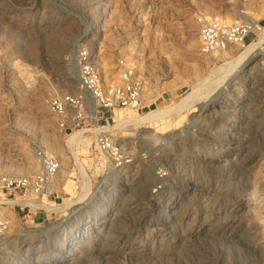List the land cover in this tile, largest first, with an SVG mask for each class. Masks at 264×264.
<instances>
[{"label":"rangeland","instance_id":"obj_1","mask_svg":"<svg viewBox=\"0 0 264 264\" xmlns=\"http://www.w3.org/2000/svg\"><path fill=\"white\" fill-rule=\"evenodd\" d=\"M238 11L255 25L247 45L258 43L264 0H0V176L37 173L41 147L61 169L34 205L68 207L8 212L0 264H264V45L243 71L211 72L225 57L199 53L196 24ZM82 49L107 84L120 81L119 60L135 67L142 107L64 134L47 101L78 95ZM202 81L200 97L218 95L203 113L194 106L114 127L180 103ZM86 130L71 149V134ZM99 134L131 163L114 167L97 148ZM62 253L70 256L61 262Z\"/></svg>","mask_w":264,"mask_h":264},{"label":"built area","instance_id":"obj_2","mask_svg":"<svg viewBox=\"0 0 264 264\" xmlns=\"http://www.w3.org/2000/svg\"><path fill=\"white\" fill-rule=\"evenodd\" d=\"M198 26L199 53L203 56H221L234 48L244 47L255 37V25L242 16L227 18L224 15H200ZM78 68V95H64L47 101L50 113L57 118V128L62 133H72L91 119L96 111L98 123L108 119L105 113L118 109L139 111L142 107V85L136 69L125 60H119L116 70L119 84H107L96 69L91 54L86 49L78 51L75 58ZM97 148L114 167L124 165L121 147L108 135L99 134ZM38 172L28 177L0 176V237L12 227L8 212L15 215L44 211L34 207L38 199L47 195L61 169L59 161L41 147L34 149Z\"/></svg>","mask_w":264,"mask_h":264},{"label":"bare ground","instance_id":"obj_3","mask_svg":"<svg viewBox=\"0 0 264 264\" xmlns=\"http://www.w3.org/2000/svg\"><path fill=\"white\" fill-rule=\"evenodd\" d=\"M224 16H226V15H224ZM237 16H242V17L245 16L246 18H248V16L245 15V13H242L241 11H238V13H237V15L235 17H237ZM235 17H232V19L235 18ZM228 18H230V17H228ZM246 20L252 21L249 18L246 19ZM258 36H259L258 39L260 38L258 40L259 41L258 43L253 42V43H250L249 45H246L244 47H239L238 52H235V53H231V51L225 53L224 54V57H225L224 58V65H222L220 67H215L211 72H218V71H220L223 68H226V70H225V71H227L226 75H228L231 72L236 71V70H238L239 72L243 71L256 58H258L260 55H262L264 46L261 47V45H264V29L262 30V32ZM256 42H257V40H256ZM128 65L132 66L131 64H128ZM136 75H137V72H136ZM119 83H120V81H116V83H114V84H119ZM204 84H205V82L202 81L198 86L193 88L190 91V93H188L185 96V98H183V100L180 103H178V104H176V105H174L172 107H166V108H163V109L159 110L158 112L148 113L147 115H144V116H136V117H133V118H130V119L129 118L128 119H121V124L118 125V126H114V127L115 128H120V127H122L123 125H126V124H131V125L134 124V125H137V126H141V125L148 124V123H151V122L163 119V118H167L168 116H170V115H172L174 113H179V112H181L184 109L188 110V109H190V108H192L194 106H197L198 109H199V112L203 113L205 111L206 107L211 102L217 101V98H218V95L213 93L215 95V96H213V94H210V92L208 93L209 94L208 95L209 98H207L208 96H201L200 97L197 93L203 90V85ZM90 117L94 120L95 123L97 122L98 117L96 115V111L95 110L92 111V113L90 114ZM95 128H100V127H97V125H96ZM98 130H102V129H98ZM98 130H93V131H94V133H96V131H98ZM89 132L90 131L86 130V131H78L77 133L71 134L70 138L68 139V143L67 142L66 143L69 144L70 148L72 149V147L75 146L76 142L78 140H80V139L85 138L84 137L85 134H88ZM99 132H97V133H99ZM129 163H131V162L127 161V162L124 163V165L125 164H129ZM122 166H123V164H122ZM25 167L29 168V166H27V165ZM119 167H121V166H119ZM116 168H118V167H116ZM86 186L87 185H85V188H86ZM80 204H81L80 198H78V200L74 201L71 204V207L69 208V211H70V214L72 216H74V215H76L78 213L79 210L77 209V206L80 205ZM69 205L70 204H68V206ZM34 207H38V208L42 207L44 210H46L48 212L49 211L50 212H64V211L68 210L67 209L68 207H66V206H62V207H58V208H51V207H46V206H43V205H40V206L34 205ZM90 227H92V226H90ZM83 230H84V228H83ZM81 231H82V229L80 230V228H77L71 234L67 235L64 238V240H63V243H64L63 246H66L70 242V240L72 238L78 237V235L80 234ZM39 235H41V234L40 233H36L35 231L21 230V235H19V237L31 238V237H36V236H39ZM68 256H70V254L67 255V254L62 253L60 255V257H61L60 259H62V260H60V261L61 262L64 261V259L66 257H68ZM49 262L50 261H48V260L46 261L45 259L38 258V259H35L33 264H51Z\"/></svg>","mask_w":264,"mask_h":264}]
</instances>
